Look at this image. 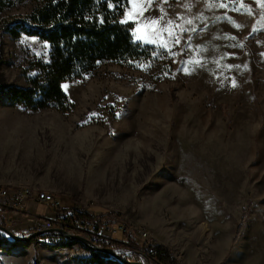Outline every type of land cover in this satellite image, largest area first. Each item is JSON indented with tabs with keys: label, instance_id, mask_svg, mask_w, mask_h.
<instances>
[{
	"label": "rangeland",
	"instance_id": "rangeland-1",
	"mask_svg": "<svg viewBox=\"0 0 264 264\" xmlns=\"http://www.w3.org/2000/svg\"><path fill=\"white\" fill-rule=\"evenodd\" d=\"M33 6L17 1L0 13V87L30 86L33 61L50 57L48 42L2 33ZM123 21L156 48L155 68L107 62L65 82L68 112L13 104L0 91V185L48 189L100 216L117 210L147 234H136L138 245L162 244L180 264H264V8L257 0H130ZM51 211L42 202L38 214ZM31 225L7 227L26 236ZM127 243L119 255L157 264ZM89 258L81 243L55 248L49 239L0 251V264Z\"/></svg>",
	"mask_w": 264,
	"mask_h": 264
},
{
	"label": "trees",
	"instance_id": "trees-1",
	"mask_svg": "<svg viewBox=\"0 0 264 264\" xmlns=\"http://www.w3.org/2000/svg\"><path fill=\"white\" fill-rule=\"evenodd\" d=\"M17 1H31L34 4L32 11L7 22L2 33L8 32L14 38L36 36L48 42L51 51L47 61H33L31 69L36 70L37 75L31 80L30 86L0 87L3 97L6 96L13 104L34 110L68 112L74 105L64 89L65 82L91 75L107 62L128 68L156 67V48L137 41L134 36L135 23L123 21L130 0H0V13L10 9ZM166 66L171 69L172 63ZM163 78L160 76L156 81ZM8 224L7 220H0V225ZM244 224L242 222L237 228L234 245ZM40 239L51 240L55 248H67L80 243L52 234H44L33 241ZM10 243L17 245L16 241L10 242L0 234V251L4 250L5 244ZM81 244L91 253L88 263L114 262L107 253ZM127 244L131 250L140 249L145 255L156 258L157 264H180L171 250L162 244L144 242L138 245L134 239H129Z\"/></svg>",
	"mask_w": 264,
	"mask_h": 264
},
{
	"label": "built area",
	"instance_id": "built-area-1",
	"mask_svg": "<svg viewBox=\"0 0 264 264\" xmlns=\"http://www.w3.org/2000/svg\"><path fill=\"white\" fill-rule=\"evenodd\" d=\"M31 200L48 203L53 214L50 217L35 219L27 235L49 230L59 233L58 230H64L86 237L96 246L113 248L115 251H118L117 246L119 245L117 244L134 239L136 234L143 237L147 235L145 232L136 231L133 227L129 226L121 219V215L117 210H110L100 216L79 204L64 207L62 201L54 193L0 186L1 215L8 210H15L23 215L27 213L28 203ZM1 215L0 219H3ZM119 233L123 236L122 241L115 239L116 234Z\"/></svg>",
	"mask_w": 264,
	"mask_h": 264
},
{
	"label": "water",
	"instance_id": "water-1",
	"mask_svg": "<svg viewBox=\"0 0 264 264\" xmlns=\"http://www.w3.org/2000/svg\"><path fill=\"white\" fill-rule=\"evenodd\" d=\"M0 231L6 233L8 236L11 237L12 241H16V242H18V241L29 242V241L35 239L36 237L42 236L44 234H52V235H56V236L59 235L60 237H64V238H67L70 240L79 241L80 243H83L84 245H87L88 247H90L92 250L107 253L111 257L116 258L122 264H146L144 262L128 260L125 257H123L122 255H119L117 253V251H115V249H113V248H103V247L96 246V245L92 244L86 237H83V236L78 235V234H72V233H70L68 231H64V230H58L59 233H56L54 230H49V231H44V232H36L34 234L26 235V236H18L17 234L10 231L7 226L0 225Z\"/></svg>",
	"mask_w": 264,
	"mask_h": 264
},
{
	"label": "crops",
	"instance_id": "crops-1",
	"mask_svg": "<svg viewBox=\"0 0 264 264\" xmlns=\"http://www.w3.org/2000/svg\"><path fill=\"white\" fill-rule=\"evenodd\" d=\"M0 186H13L15 187L14 185H0ZM39 190V189H38ZM44 191H48V192H51V190H48V189H42ZM55 194V193H54ZM56 195V194H55ZM56 197H58L56 195ZM58 199H60L62 201V205L64 207H71L72 205H69L68 203H65L67 202L66 200H63L61 198L58 197ZM42 204L41 201H36V200H31L29 203H28V211L27 213L25 214H21L20 212L18 211H15V210H8L4 213H2V218L7 220L9 224H11L12 222H15V220H23V219H27V218H30L31 219V222H33L35 219L37 218H45V217H50L53 213V211H51L50 215H47L45 214L44 216H41L38 214V209H39V206ZM93 212V210H91ZM16 223H19L16 222Z\"/></svg>",
	"mask_w": 264,
	"mask_h": 264
},
{
	"label": "snow or ice",
	"instance_id": "snow-or-ice-1",
	"mask_svg": "<svg viewBox=\"0 0 264 264\" xmlns=\"http://www.w3.org/2000/svg\"><path fill=\"white\" fill-rule=\"evenodd\" d=\"M257 2H260L261 3V7L264 8V0H257ZM220 6L221 7H226V5H220ZM233 10H237L238 11L239 9H233ZM248 11H249V14H251L250 10H248ZM226 19H228L230 22H232L230 17H226ZM189 23H191V22L189 21ZM236 26L239 27V25H236ZM175 42L178 43L179 42L178 39Z\"/></svg>",
	"mask_w": 264,
	"mask_h": 264
},
{
	"label": "bare ground",
	"instance_id": "bare-ground-1",
	"mask_svg": "<svg viewBox=\"0 0 264 264\" xmlns=\"http://www.w3.org/2000/svg\"><path fill=\"white\" fill-rule=\"evenodd\" d=\"M233 136V135H232ZM234 141V140H233ZM10 188H13V189H22L23 188V190H33V189H31L30 187H28V186H15V187H13V186H9ZM38 191H40V190H38ZM43 192H45V193H50V192H48V191H43ZM138 231H143V230H138Z\"/></svg>",
	"mask_w": 264,
	"mask_h": 264
}]
</instances>
